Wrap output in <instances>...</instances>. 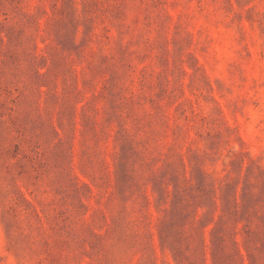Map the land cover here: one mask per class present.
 <instances>
[{
	"label": "rangeland",
	"instance_id": "374dc122",
	"mask_svg": "<svg viewBox=\"0 0 264 264\" xmlns=\"http://www.w3.org/2000/svg\"><path fill=\"white\" fill-rule=\"evenodd\" d=\"M0 264H264V0H0Z\"/></svg>",
	"mask_w": 264,
	"mask_h": 264
}]
</instances>
